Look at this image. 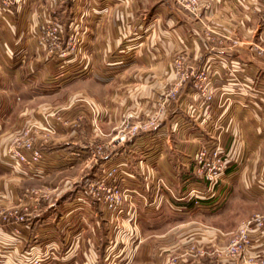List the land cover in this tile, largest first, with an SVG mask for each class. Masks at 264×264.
Returning a JSON list of instances; mask_svg holds the SVG:
<instances>
[{"label": "crops", "instance_id": "obj_1", "mask_svg": "<svg viewBox=\"0 0 264 264\" xmlns=\"http://www.w3.org/2000/svg\"><path fill=\"white\" fill-rule=\"evenodd\" d=\"M201 3L204 28L163 0H25L6 14L0 7V264H115L119 255L129 264H264V231H254L251 244L230 256L227 236L204 226L200 235L203 245L210 239L208 256L197 259L187 245L165 247L158 243L164 236L145 238L130 218L114 219L73 191L83 186L82 173L95 170L93 153L101 140L113 145L100 166L117 168L124 189L144 195L152 190L149 196L168 207L169 198L156 189L193 190L198 147L220 142L229 158L226 176L214 187L217 197L203 200L201 209L239 207L238 222L259 207L264 212V65L253 49L264 41V0ZM55 23L63 33L60 46L70 37L78 45L62 59L38 46ZM182 51L180 71L174 63ZM184 70L205 73L208 80L180 86ZM200 88L213 100L205 101ZM157 112L165 120L155 129L114 144L123 121L139 124ZM26 140L48 158L34 175L6 155ZM60 175L55 197L16 223L13 213L29 204L24 185ZM137 195L140 207L129 208V215L136 211L153 219L164 213ZM107 228L117 234L114 243ZM132 238L139 239L134 251Z\"/></svg>", "mask_w": 264, "mask_h": 264}, {"label": "rangeland", "instance_id": "obj_2", "mask_svg": "<svg viewBox=\"0 0 264 264\" xmlns=\"http://www.w3.org/2000/svg\"><path fill=\"white\" fill-rule=\"evenodd\" d=\"M164 3H166L170 8L174 9L178 14H180L183 17H186L188 20H190L196 27H203L206 26L207 27V21L204 19L202 13H201V0H195L194 5L191 4V2L188 1H179V0H163ZM259 15H261V13H259ZM261 24H262V28L264 30V15H261ZM208 33H210V30H207ZM63 33L61 32V35ZM205 34V33H204ZM70 41L67 39L65 44H61L58 43L59 41H57L58 46L61 48L66 49V53L67 55L65 57H68L69 55L73 54L75 52V49H77L78 45L75 44L76 42L74 41V39H72V37H70ZM60 40H62V37L60 38ZM261 45V46H260ZM55 46L52 47H46V49H51L54 52L58 53L59 56L62 58L61 56V52L58 49H53ZM43 48V47H40ZM255 50V52L259 55V58H261V63L264 65V41L262 42L261 40H259V47L253 48ZM49 51V50H48ZM54 52H51V56L53 55L54 58L55 56H58L56 53V55L54 54ZM251 51H248V53H250ZM253 52V50H252ZM179 57L175 60V65H181L184 66V64L182 63V59L185 55V52H180ZM261 64V65H262ZM262 65V66H263ZM264 67V66H263ZM180 70V69H179ZM182 71V70H180ZM185 72V70H184ZM182 74L183 72H181V80H182ZM191 78L186 80V82H195L203 84V80H204V76L201 78L199 77L201 74L199 75H194L193 73ZM205 74V73H203ZM208 80V79H207ZM206 80V81H207ZM183 82V83H186ZM200 87V86H199ZM201 89V88H200ZM175 91H172L171 93H173ZM171 97H174L172 94H170ZM163 113V112H162ZM161 114V112H157L155 116L148 118L146 121L141 122L139 124H128V122H124L123 121V126L121 128V134L119 135V137L117 138L116 142L114 144H118V145H123V144H127V141L123 142L121 141V137L123 135V133L128 132L132 129V127L136 126V125H141L144 126L145 124L151 125L152 121H159L161 122V120H165V115L163 114L162 117H160V120L158 118V116ZM158 122V123H159ZM98 132H100V128L98 127V125L95 127ZM155 129V127H152L149 130L146 131H151ZM136 138V137H135ZM134 139V138H133ZM113 144H110L109 142L106 141H101L99 140L97 142V145H95V151L93 153V158L95 159L96 163V168L95 170H93L92 173H82L81 174V183L79 185H83V186H79V188H75L73 189V191L76 193L79 191V199L82 200H92L95 201L98 204V208H105L107 210V212L109 213V215H112L114 217V219H127L130 218V220L132 221V227L133 229H137L139 228L142 231V234L147 237L145 238H150L149 236H164L161 239H159L158 243H160L163 246H167V247H174V246H185L187 245L189 248L188 250V255H193L194 257H197V259H202V258H206L208 256V251H207V247L205 245L209 244V241L206 240L207 244H202L204 238H202V236L200 235V232L202 229H206L204 226H208L210 228V230H212V228L216 229V230H220L222 231L225 236H227L226 238H223V243H226L229 241L227 247V253L231 256L233 254L234 251H230L233 248V241L235 240V238L238 236V232L241 228V226L244 224V222H246L247 220L251 219L252 217L256 216V215H264V212H261L262 209L259 207V210L257 213L249 216L248 218H246L245 221L242 222H238L236 217L237 214L240 213V208L239 207H232V206H223L222 205H218L216 207H213L211 209V212L208 211H203L202 208V201L203 200H209V199H215L217 197V195L215 194L216 191H212L210 192L211 194L209 196H206V193H208V187L206 185V182L202 179H200L198 176L193 174V166H192V175H193V183H194V191L192 190H183V191H179V193L176 191H173L172 194L163 186H161L160 188L156 189V192H158L160 194V196H162L164 199L165 197L169 198L166 200H169L168 203H170V205L167 203L168 207H165L166 204H164L165 202H160V198L158 199V202H155V198H152L151 191L150 190L148 193L145 192L144 195V191L145 190H141L143 191L142 193H139L140 191H137L135 193V191L129 190V189H124L123 186L121 185L122 179L120 177V171L113 167V172L116 174L115 180L113 181V186H116L118 189H120L123 193H125V195H129L130 197H128L126 200H123V204L122 207L119 208L118 211H109V209H107L104 205V202L101 201L99 202L98 200H95L94 198H92L91 194H90V190L88 189L90 184L93 183H103L106 181V173L107 171H109L112 167H109L108 169L106 168H102L100 165L104 164V162L106 160H108V155H109V149L112 148ZM213 147L220 145L222 147L223 153L226 154L225 159L227 161H229L227 152H225L222 144L219 143H214L211 144ZM118 147V146H117ZM216 148V147H215ZM8 153V151H7ZM7 155V154H6ZM195 156V155H194ZM194 165V163H193ZM78 173V172H77ZM76 174V172H75ZM70 175L74 176V172ZM63 175H60L59 177L56 176H51L50 179H44L41 182H33L32 184L29 183L27 185H24L25 188L23 190V198L25 195V198L29 201V204L27 206H24L22 209V211L19 212V215L22 216H26V214H32L33 211V215L36 212H39V210L41 209V207L43 206L42 200H46V199H53L55 197L56 194V190L54 189V187L56 185H58L59 181H60V177H62ZM78 176V174H76V177ZM207 187V188H206ZM196 190H199V194L196 195L195 197L193 196V194H196ZM58 192V191H57ZM73 192V193H74ZM73 193H69L66 196H69ZM193 193V194H192ZM262 193H264V191H262ZM140 194L142 196L141 199H143V197H146L147 199V205L149 207H152L153 209H158L159 212H164L161 215H158L159 217L156 218H151L150 216L148 217H141L139 216L140 213L134 211V213H131V215H129L127 213L129 208H139V202H138V195ZM133 195H137V197H133ZM198 196V197H197ZM65 197V196H64ZM199 198V199H197ZM219 198V197H218ZM33 201V202H32ZM36 203V204H35ZM191 203V204H190ZM188 204H190V206H188ZM59 206V205H58ZM264 206V205H263ZM44 207V206H43ZM58 212L61 210L60 207H57ZM86 208V207H84ZM264 209V208H263ZM241 210H245V208H241ZM17 211V210H14ZM214 212V213H213ZM60 213V212H59ZM201 213H210L211 215H202ZM245 213L247 214V210L245 211ZM62 216V220L61 223L63 221L66 220V218L64 219L63 214L61 213ZM74 217V216H73ZM144 218V219H143ZM57 220H60L59 216L57 217ZM111 228H107V234H109L111 236L110 240L111 243H114V241L116 240V236L118 234V232L120 231V228L118 226H115V228H113V231H117V234L115 232H111L109 233ZM119 230V231H118ZM207 230V229H206ZM133 231V230H132ZM172 231V232H171ZM193 232V238L191 236H188L189 234H191ZM187 233V234H186ZM188 236V237H187ZM131 241L129 242V246L130 248L134 251L136 249V247L138 246L139 243V239L138 238H132L130 239ZM146 240V239H145ZM214 242L217 244H221V239H214ZM111 243H108L111 246ZM126 242H121V245H125ZM152 245H155L154 242H151ZM158 245V244H156ZM204 246V252L202 251L201 246ZM165 246V247H166ZM109 248V247H108ZM245 249V248H244ZM243 249V250H244ZM108 250V249H107ZM204 253V255H202ZM109 252L106 251V254H104L105 256H108ZM185 255V252H184ZM182 255V256H184ZM239 255L236 254L235 256ZM120 256V255H119ZM119 256H117L116 259H114L116 262L115 264H129L130 259L123 257V258H119ZM106 263L110 262V258L109 257H104ZM104 263V262H103ZM137 263V260L134 261V264ZM105 264V263H104Z\"/></svg>", "mask_w": 264, "mask_h": 264}, {"label": "built area", "instance_id": "obj_3", "mask_svg": "<svg viewBox=\"0 0 264 264\" xmlns=\"http://www.w3.org/2000/svg\"><path fill=\"white\" fill-rule=\"evenodd\" d=\"M179 1H188V0H179ZM192 5H194L195 0H189ZM25 5V0H0V7L3 11V14L9 13L12 8L23 7ZM61 38V29L58 23H55L50 27V29L46 30L41 38L38 40L39 47H52L55 46L61 53L62 57L67 55L66 49L58 46L57 41ZM55 47L53 49H55ZM51 52H54L51 50ZM178 69L182 70V66L178 65ZM192 74H187L183 72L182 80L180 86L183 82L190 79ZM204 80H207L206 74H201L199 77H203ZM203 79V78H202ZM205 88H201L203 91V98L205 101L213 100L212 93H205ZM173 96H176V92L171 93ZM164 113L158 116H163ZM157 120L152 121L151 125L145 124L144 126L136 125L132 127V129L128 132L123 133L121 137V141L125 142L127 140H131L141 131H146L151 129L152 127H157ZM216 147V148H215ZM226 154L223 153L222 147L220 145L212 146L208 143L201 144L193 158V174L198 176L200 179L206 182L208 187V193L206 196H209L214 187L218 182L223 181L226 176V171L228 168V161L225 159ZM7 158L10 162L15 163L17 165H21L25 167L28 171V174L34 175L37 174L40 167L47 162L48 158L45 151L37 148L32 141L26 140L21 144H17L10 148L7 153ZM116 174L113 172V168H111L106 173V181L103 183H93L90 184L88 189L90 190V194L92 198L98 200L99 202L103 201L104 205L109 211H118L119 208L122 207L123 200H126L129 195H125L120 189L116 186H113V181L115 180ZM206 187V188H207ZM171 194L173 192L171 186L166 188ZM193 189L192 191H194ZM193 194V193H192ZM199 194V190H196V194ZM198 197V196H197ZM199 199V198H197ZM15 216L16 223H24L26 220V216L19 215L17 212L13 213ZM28 215V214H26ZM5 220H9L8 217H5ZM254 231H264V215H256L251 219L244 222L241 226L238 236L233 241V248L230 251H234L231 256H235L240 253L245 247L251 244V235ZM32 264H40L38 260L34 261Z\"/></svg>", "mask_w": 264, "mask_h": 264}]
</instances>
